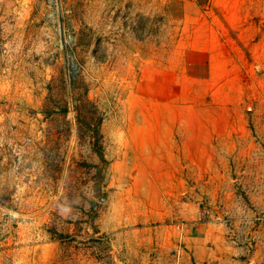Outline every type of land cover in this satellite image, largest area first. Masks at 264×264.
<instances>
[{
	"label": "rangeland",
	"instance_id": "1",
	"mask_svg": "<svg viewBox=\"0 0 264 264\" xmlns=\"http://www.w3.org/2000/svg\"><path fill=\"white\" fill-rule=\"evenodd\" d=\"M186 1L0 0V264H264V0Z\"/></svg>",
	"mask_w": 264,
	"mask_h": 264
},
{
	"label": "crops",
	"instance_id": "2",
	"mask_svg": "<svg viewBox=\"0 0 264 264\" xmlns=\"http://www.w3.org/2000/svg\"><path fill=\"white\" fill-rule=\"evenodd\" d=\"M185 3H190V1H186L185 0ZM208 3H209V5H211V8H218V9H220V10H223L224 9V11H223V15H224V18L226 19V20H228V16H227V12H225V9H226V6L228 5V4H230L229 3V0H208ZM192 4H193V2H192ZM214 19H217V17L216 16H214L213 15V20ZM212 36V35H211ZM213 38H216L217 37V35L215 34V36H212Z\"/></svg>",
	"mask_w": 264,
	"mask_h": 264
},
{
	"label": "trees",
	"instance_id": "3",
	"mask_svg": "<svg viewBox=\"0 0 264 264\" xmlns=\"http://www.w3.org/2000/svg\"><path fill=\"white\" fill-rule=\"evenodd\" d=\"M79 119H80V117H79ZM99 126L97 127L96 126V128H95V130L94 131H92V136L91 137H94V135H98V137H99ZM103 154H99V157H100V159H103V156H102ZM97 188L99 189V188H101V185H100V183H97Z\"/></svg>",
	"mask_w": 264,
	"mask_h": 264
}]
</instances>
